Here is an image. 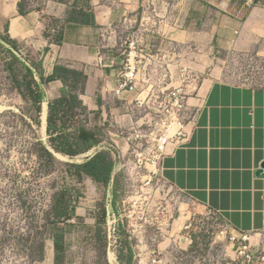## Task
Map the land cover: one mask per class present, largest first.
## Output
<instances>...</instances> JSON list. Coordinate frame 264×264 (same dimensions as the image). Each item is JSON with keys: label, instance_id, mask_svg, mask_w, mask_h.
I'll use <instances>...</instances> for the list:
<instances>
[{"label": "rangeland", "instance_id": "374dc122", "mask_svg": "<svg viewBox=\"0 0 264 264\" xmlns=\"http://www.w3.org/2000/svg\"><path fill=\"white\" fill-rule=\"evenodd\" d=\"M21 1L27 9L38 7L45 0ZM169 16L167 4L157 12L148 8L116 32V44L137 36L149 57V60L143 58L140 64V71L145 74L136 90L141 105L129 110L114 106L116 99L108 98L96 116L90 114L88 125H97L100 129L97 138L101 140V149L110 153L114 166L106 183L95 182L87 176L80 180L67 177L77 195V218L70 221L71 227L60 225L66 229L65 252L60 264H189L178 258L184 239L190 236L193 248L200 251L215 230V216L203 215V210L194 206L180 205L182 212L174 218L157 215L156 210L169 209L178 203L161 191L142 187L141 177L136 174V155L152 144L150 123L165 93L173 87L182 88L195 111L204 78L210 77L213 71L219 77L246 71L242 63L241 66L233 64L225 54L212 52L203 57L205 52L186 45L183 31L186 24L174 30ZM161 19L165 20L164 24L159 22ZM46 33L55 38L56 32ZM168 33H176L175 40H183L182 43L171 40L164 45L159 43L158 38ZM34 42H17L0 33V264H55L50 239L45 240L41 258L31 256L35 239L32 222L48 203L51 184L57 179L55 174L47 177L37 174L35 154L30 151L36 138L43 142L47 138L40 114L33 121L36 111L26 90L28 81H39L37 72L41 70L46 51ZM161 47L168 49L165 56L162 52L159 54ZM25 66L33 75H26ZM82 156L69 159L57 155L64 161H81ZM141 215L150 223L140 219ZM196 259L194 255L195 262ZM228 261L222 260V263Z\"/></svg>", "mask_w": 264, "mask_h": 264}, {"label": "crops", "instance_id": "0c3cea01", "mask_svg": "<svg viewBox=\"0 0 264 264\" xmlns=\"http://www.w3.org/2000/svg\"><path fill=\"white\" fill-rule=\"evenodd\" d=\"M19 1L0 0V33L45 47L44 77L55 64L82 71L86 81L79 99L92 112L108 99L118 72L117 30L148 8L157 12L165 4L170 6L171 28L186 24L184 43L205 52L203 57L232 49L264 57V0H254L252 5L245 0H45L24 14L19 13ZM71 10L92 13L93 24L67 21ZM49 28L61 37L60 43L44 35ZM176 35L159 37V43L181 44L183 40H175ZM158 51L165 56L168 49ZM40 88L41 105L47 107L61 96L64 85L55 79ZM198 95L189 141L164 156L163 178L187 194L195 208L218 212L236 229L261 232L252 240L264 251V173H256L264 161V89L219 77L213 71L202 80ZM115 105L125 108L126 100L116 99Z\"/></svg>", "mask_w": 264, "mask_h": 264}, {"label": "built area", "instance_id": "2783aa9c", "mask_svg": "<svg viewBox=\"0 0 264 264\" xmlns=\"http://www.w3.org/2000/svg\"><path fill=\"white\" fill-rule=\"evenodd\" d=\"M253 3L254 0H245L246 5ZM130 21L129 18L127 23ZM49 32H54V29L49 28ZM119 53L121 58L118 72L107 98L124 99L126 100L125 108L133 110L137 105H141L136 94L141 76L144 74L140 71V64L143 58L149 60V57H146L147 53L139 45L137 36H131L121 41ZM225 58H230L233 64L240 65L242 63V67L246 69L244 74H235L228 78L239 84L264 89L263 56L232 49L225 53ZM197 110L198 107L195 111L191 109L182 88L173 87L163 95V100L154 110V119L150 123L152 125L150 128V135H152L150 148L142 154L136 155V174L141 177L142 187L151 191L153 189L161 191L165 196L169 195L172 200L178 203L169 209L156 210L157 215L160 213L166 217L174 218L176 213L181 214L182 212L180 205L192 206L190 197L169 184L163 178L161 171L164 156L172 149L189 141ZM203 213L206 216H215L217 220L215 230L205 247L201 248L200 251L193 248L192 238L187 236L184 239V247L182 250H178V258L181 261L189 264H255L264 262V251L259 243L252 240L257 235H261V232L236 229L225 221L218 212L211 209H205ZM140 219L150 223L143 215L140 216ZM194 255H197L196 262ZM226 259L229 260L228 263H222V260Z\"/></svg>", "mask_w": 264, "mask_h": 264}, {"label": "trees", "instance_id": "16d2710c", "mask_svg": "<svg viewBox=\"0 0 264 264\" xmlns=\"http://www.w3.org/2000/svg\"><path fill=\"white\" fill-rule=\"evenodd\" d=\"M25 9L20 0L18 2L19 13L24 14ZM93 19L94 16L90 12L71 10L67 21L93 24ZM44 35L48 36L46 31ZM54 41L61 42L58 33ZM24 70L26 75H33L29 67L25 66ZM37 76L39 81L30 80L26 84L28 97L36 111L34 123L37 114H40L42 109L43 94L40 84L60 79L64 88L60 97L47 104L46 140L43 142L36 138L30 145V151L35 154L36 158L37 174L46 177L55 174L57 178L51 184L52 190L48 196V203L41 210L39 218L32 222L31 232L35 235V239L32 240L31 256L41 258L44 253L45 240L50 239L54 246L55 264H60L65 252L66 232V229L60 225L71 227L73 224L70 221L77 218V195L74 194L67 177L72 176L75 180H80L83 176H87L95 182L106 183L111 177L114 162L110 153L101 149V140L97 138L100 134L98 126L89 127L88 125L90 114L96 116L98 112L88 111L79 99V94L84 91L86 75L82 71L55 64L51 74L44 77L40 70ZM98 103L100 104V100ZM54 152L69 159H75L82 154L83 156L81 161H64L59 159ZM128 257L130 261L132 257L130 249Z\"/></svg>", "mask_w": 264, "mask_h": 264}, {"label": "bare ground", "instance_id": "6f19581e", "mask_svg": "<svg viewBox=\"0 0 264 264\" xmlns=\"http://www.w3.org/2000/svg\"><path fill=\"white\" fill-rule=\"evenodd\" d=\"M46 111H47L46 104L43 103L42 104V110H41V125H42L43 129H45ZM110 260L113 261V258L111 256H110Z\"/></svg>", "mask_w": 264, "mask_h": 264}, {"label": "water", "instance_id": "95a60500", "mask_svg": "<svg viewBox=\"0 0 264 264\" xmlns=\"http://www.w3.org/2000/svg\"><path fill=\"white\" fill-rule=\"evenodd\" d=\"M41 114V112H40ZM47 115V114H46ZM40 118V117H39ZM45 129H46V120H45ZM55 155H60L56 152H54ZM257 174H261V173H264V161L260 164V168L257 170L256 172Z\"/></svg>", "mask_w": 264, "mask_h": 264}]
</instances>
